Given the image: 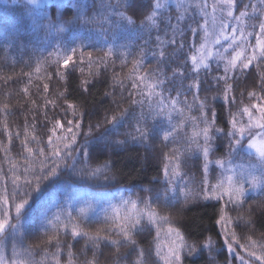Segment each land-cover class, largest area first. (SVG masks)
I'll use <instances>...</instances> for the list:
<instances>
[{"label":"trees","instance_id":"trees-1","mask_svg":"<svg viewBox=\"0 0 264 264\" xmlns=\"http://www.w3.org/2000/svg\"><path fill=\"white\" fill-rule=\"evenodd\" d=\"M155 2L62 0L35 4L32 0H0V204L5 196L12 205L20 202L18 199L13 201L10 194L13 192L12 177H21L19 184L23 189L24 167L33 162V158L25 159L28 154L24 144L33 149L35 157L37 147L47 145L48 137L53 136V124L59 120L63 128L56 129L53 140L62 148L60 137L67 135V120L81 124L79 130L74 129L79 133L77 152L74 153L76 160H68L67 166H61L58 178L43 182L38 191L29 190V204L19 221L11 218L8 228L0 235L8 264L13 259L17 264H164L156 252L157 246L162 253L172 246L174 237L168 233L169 228L178 229L187 243L197 245L199 255L182 254L183 264H241V260L243 264H264V183L259 182L264 169L259 167L257 155L247 150V136L245 146L235 149L232 154H229L226 138L221 136L214 140L210 159H221L224 166L210 164L206 176L211 184L222 180V191L229 188L227 178L232 176V187L244 188L238 204L227 203L225 207L226 195L217 204L215 199L206 200L201 194V180L205 177L201 171L203 157L200 152H184L180 156L179 175H164L166 165L170 172L175 167L165 157L170 156L173 149L179 148L183 152L187 147L185 141L198 130L189 117L198 118L200 112L195 106L191 110L188 107L193 105V93L181 89L177 97L175 91H170V84L164 86L169 89L164 91V108L170 116H156L159 98L147 95L149 89L145 84L151 85L155 81L154 74L163 69L171 78L172 69L176 67V62L172 61L158 64L159 58L152 56L157 47L156 31L150 22L144 21L152 14ZM160 2L163 7L158 10L157 19L172 17L174 26L184 27L194 16L201 25L207 20V29L212 34L209 26L212 0H203L207 4L204 12L189 7L201 0ZM245 4L249 7L245 8ZM241 12L246 13L242 17L244 35L248 45H254L260 35L259 24L264 21V4L260 0H235L234 15L240 16ZM178 17H183L179 25L176 23ZM127 20L132 23L128 24ZM160 35L167 39L163 32ZM171 35L169 31L168 36ZM201 42L197 38V46ZM212 47L215 52L220 46ZM74 48L91 52L94 60L109 49L114 55L106 67L92 66L91 71L100 72L99 76L89 75L87 67L81 73L79 67L72 66L79 64V52L67 69L63 67L64 59L72 55ZM141 48L146 54L142 58V67L134 71L135 62L141 60ZM165 51L171 54L172 49ZM248 52L251 53V47ZM121 53H130L123 66ZM182 60L183 56L180 62ZM207 62L216 68L215 55ZM113 76L123 81V88L118 84L113 86ZM139 76L149 78L139 83ZM229 76L234 77L229 80L233 90L227 99L223 83L217 84L203 71L198 93L199 100L207 98V106L211 109L209 118H214L217 127L225 131L230 128V113L240 124L249 123L248 115L242 114L244 108L250 110L255 122L257 108L252 105H264V91H261L264 62L254 60L249 69H236ZM85 78L90 81L87 91L81 87ZM160 78L164 79L163 76ZM134 82L138 87L133 88ZM188 83L191 81H184L185 87ZM140 90L145 93L143 97L136 94ZM161 90V87L155 89L157 93ZM132 99H142L143 104L132 105ZM169 99L179 101L177 108L183 109V116L179 111L171 110ZM69 103L78 114L76 118L71 112L67 116L64 114ZM125 109L127 115L120 117ZM142 112L141 123L148 124L150 139H129L123 145L105 146L111 141L124 140L125 133L131 130L130 125L135 123V118L141 117ZM112 116L120 118L114 124L105 121L106 117L110 120ZM182 120L184 124L179 126ZM97 124L100 127L97 128ZM90 125L92 132L86 137ZM253 131L258 133L257 129ZM166 132H171L167 141L163 140ZM85 139L88 143L84 153L88 155L79 151ZM37 141H40L39 145ZM45 151H48L46 147ZM105 163L110 167L99 179H83L82 170ZM104 176L113 179L105 181ZM251 179L256 183H247ZM184 192L190 193L187 200ZM129 199L136 201L135 209L131 204H123ZM236 199L234 196L233 200ZM86 201L92 206L81 215L80 209L85 207ZM149 210L155 214L156 222L149 225L145 217L141 225L130 229V235L125 239L120 232V227L126 223L125 217ZM58 212L64 213L59 222L54 220ZM68 212H71L72 224L65 218ZM221 215L226 217V222L217 223ZM11 225H15V229ZM73 231L98 239L93 242L85 235L73 236ZM209 238L211 247L201 250L199 245Z\"/></svg>","mask_w":264,"mask_h":264},{"label":"snow or ice","instance_id":"snow-or-ice-1","mask_svg":"<svg viewBox=\"0 0 264 264\" xmlns=\"http://www.w3.org/2000/svg\"><path fill=\"white\" fill-rule=\"evenodd\" d=\"M261 4H264V0H260ZM153 11L151 15H148L147 21L151 23V28L156 31V49L152 51V56L158 59V64L165 63L167 64L169 61L176 62V67L172 69V76L169 78L166 72L163 69L155 75V81L151 84H145V87L149 89L147 95L151 98L153 95L157 96L158 103H157V111L156 116L162 115H169V112L165 111L164 103V91H168L169 89L164 87L165 85L170 84L171 89L170 91H175L176 96L179 97L181 94V89H183L186 93L191 92L193 93V105H188L189 109L195 106L196 110L200 112V116L197 117H189L192 120L194 126L198 128L197 131H193L192 135L187 138L185 144L187 147L183 148V152L181 149L176 148L172 150L170 156H166L165 159L175 165L174 169L170 172L168 166L166 165L164 168V175L165 176H176L179 175L178 169L180 167V156L183 155L184 152L190 151H197L202 153L203 157V166H202V173L204 174L205 178L201 180V194H203L206 200L215 199L217 204L223 197L226 195L228 197L227 203H240L239 197L244 195V188L239 187H232L233 177L229 176L227 178L229 183V188L227 190L222 191L224 189V182L218 181L216 184H211L207 181L206 176L209 171V165L215 163L220 167L224 166V161L221 159H216L215 161L211 160L210 157L213 154V143L214 140H219L221 136L228 140V149L229 154L237 148H243L245 146L244 141L246 136L248 138L247 147L255 149L259 167L264 169V123H261L260 120H264V105H252L253 108H258L259 112L261 113L260 120L253 122L252 113L248 108H244L242 110V114H247L249 117L248 124H240L236 119L235 115L230 113L231 119L228 121L230 124V128L225 131L223 128L217 127V121L214 118H209L208 113L211 112V109L207 106V98L201 101L198 98V93L201 91V84L202 81L200 79L201 72L203 71L206 76H211L213 80L217 84L223 83L224 85V94L225 98H228V93L233 90V84L229 83L230 79L234 77H230L229 73L234 72L236 69L240 71H244L249 69L250 65L254 60L264 62V21H261L259 24L260 28V35L256 39V43L254 45H248V41L245 38L244 32L239 27H231V34H227V29L230 27L228 21L230 19L239 20V17H234L233 15V8L235 7V0H215L212 5L213 12L219 8L221 12V19L218 25L219 32L218 34H210L207 29V20L204 21V25H201L198 20L193 16L191 18V23L186 24L184 27L174 26L172 23V17H163L160 16L157 19L158 10L163 7L160 0H156L155 4L152 6ZM190 8L196 9L200 8L202 12L207 8V4L201 0L200 3H193L189 5ZM245 8H248L249 5L245 4ZM226 13V16L224 15ZM246 13L241 12L240 16H244ZM183 17H178L176 20L177 25L180 24V20ZM201 19H204L202 16ZM127 23H132V20H127ZM213 24L215 26L216 20L215 17L213 18ZM252 27L254 28L255 25L253 24ZM63 31V29H60ZM203 30V36L200 37V32ZM169 31H171L172 35L168 36ZM163 32L164 36L167 39L161 37L160 33ZM240 33L239 37L237 33ZM210 35L212 38H210ZM248 35H252V33H248ZM186 37H188L186 39ZM149 38L151 39V32L149 33ZM197 38L201 39L203 42L199 43L197 46ZM221 41H228L227 46L221 43ZM148 44V40L145 41V45ZM213 45H219L220 47L213 52ZM242 45H247L242 47ZM248 47H251V53L248 52ZM172 49L171 54H168L165 50ZM187 48V51H185ZM237 49H240L237 51ZM72 55H68L66 59L63 61V67L67 69L70 64L73 62V56L79 52V64H73V68L79 67L81 73L84 72L85 67L89 69V75L99 76L100 72H92V66L95 64L97 66L104 65L105 67L108 65L109 58L114 55L112 49H109L107 52L104 53L103 56L93 59L92 53L81 51L80 49H72ZM234 53V55L232 54ZM130 53H121V65H125L127 63V55ZM140 56L141 60H137L134 64V71L142 67V58L146 54L143 48L140 49ZM215 55L217 64L216 68L213 69L210 64L207 62L209 58ZM181 56H183V60L181 61ZM112 63L114 64L115 61L113 60ZM221 64L223 67L221 68ZM163 76L164 79L160 77ZM148 76H139L138 80L139 83H143ZM191 81L185 87L184 81ZM114 85H119L121 88L124 87L123 81L120 80L118 77L113 76ZM262 81V88L261 91H264V76H261ZM90 84V81L85 78L81 87L84 91H87V86ZM47 85L44 86L45 91H47ZM138 87L137 83H133V88ZM157 87H161L162 90L157 93L155 89ZM193 90H195L193 92ZM138 96L143 97L145 95L143 90H140L136 93ZM250 96H254V93H249ZM129 96H132V93H129ZM123 98V97H122ZM132 105L136 104H143V100L132 99L130 101ZM169 105L171 106L172 111H179L181 116H183V109H178L177 104L179 101L177 99H169ZM187 104V101H184ZM71 112L73 118L77 117V113L74 110V106L69 103L68 108L64 110L65 116ZM81 116L83 114H80ZM127 115V109L120 113V117H125ZM215 116V114H213ZM117 116H112L109 120L107 117L105 121L108 123H116L117 120L120 118ZM45 119H47V114L45 113ZM144 119V114L142 112L141 117L135 118V123L130 125L131 130L125 133L124 140H115L107 143L106 147L111 146H119L126 143L129 139L132 141H145L150 139L149 136V126L148 124L141 123ZM68 127L65 130L67 135L60 137L62 141L63 147L61 148L59 144H57L53 140V136L55 135L57 128H63L59 120H55L53 124V136L48 137V143L45 146L48 151H45V147H37L36 155L33 157V149L27 147V144H24V147L27 151V156L25 159L33 158V162L30 165L24 167L23 179L24 185L23 189L19 184L21 177L19 175H14L12 177V185H13V192L10 194L13 201L19 200V203H15V212H16V219L19 221L22 211L25 207L29 204V197L31 196V191H38L40 185L45 182L49 181L52 178H58V173L62 170V165L67 166V161L76 160V156L74 153L77 152V137L79 135L78 131H74V129L79 130L81 128V124L79 122L73 124V120H67ZM184 121H181L182 126ZM202 125V126H201ZM96 127H100L99 124ZM253 129H260V132L256 133ZM92 132V126H89L88 133L86 137L89 136ZM171 132H166L163 134V140L167 141ZM259 137V139H257ZM88 140L85 139L83 146H80L79 151L84 153V149L87 147ZM37 144H40V141H37ZM95 151V150H93ZM88 155L87 153H84ZM110 167L108 163L98 165L95 168H88L87 170H82L83 172V179L88 180H97L99 179L103 173ZM15 168V165L13 166ZM73 171H75V165H72ZM31 176V179H29ZM105 181L113 179L112 177L104 176ZM35 182V188H33V183ZM260 183H264V171L261 172ZM247 183L256 182L254 180H248ZM183 195L187 200L190 193L184 192ZM237 197L234 201L233 197ZM2 203L4 205L8 204V197L5 196ZM123 204H131L132 208H136V201H132L131 199L123 201ZM91 202L86 201L85 207L80 209V214L84 215L88 208H91ZM216 205H213L215 207ZM147 207V204H146ZM3 220H0V233L5 232L6 226H9V210L4 208L3 210ZM221 212H224V209H220ZM64 215L63 212H58L54 215V220L59 222L61 220V216ZM147 218V223L149 225L154 224L156 222L155 214L152 211H138L134 214H130L129 216L125 217V225L120 227L121 234L128 239L130 235V229H135L137 226L141 225V221L144 218ZM68 220L69 224L73 223V218L71 212H68L65 216ZM226 222V217L224 215L220 216V219L217 220V223ZM13 229H15V225H11ZM67 228V225H65ZM168 233L174 237V242L171 247L168 248L167 252H163L157 246L156 255L161 257L164 261V264H183L184 255L193 256L194 253L199 255L197 251V245L195 243L189 244L186 241V238L181 235L178 229L169 228ZM159 231L156 232L157 237L159 236ZM73 236L78 235H85L88 236L87 233H79L73 231ZM234 235V234H233ZM90 241L95 242L98 237L88 236ZM212 241L209 238L205 244H200L199 248L203 250L206 247H211ZM3 246V239H0V247ZM13 249H15V245H13ZM195 259V257H194ZM0 264H5V257L0 255ZM11 264H17V262L13 259ZM241 264H243V260H241Z\"/></svg>","mask_w":264,"mask_h":264},{"label":"rangeland","instance_id":"rangeland-1","mask_svg":"<svg viewBox=\"0 0 264 264\" xmlns=\"http://www.w3.org/2000/svg\"><path fill=\"white\" fill-rule=\"evenodd\" d=\"M35 4H40V3H48L50 1H53V2H60L62 0H32ZM168 1H175V0H168ZM215 2V0H212V3L211 5H213V3ZM226 16V13L224 14ZM234 15V13H233ZM215 17V20H216V24L214 26L213 24V18ZM234 17H239V20H236V19H230L228 21V23L230 24V27L226 30L227 31V34H231V27H239L243 30V16H235ZM220 19H221V12L219 10V8H217V10L215 12H213V10L211 11V20H210V29H211V33L213 35L215 34H218L219 32V29H218V25H219V22H220ZM240 33L238 32L237 33V36L239 37ZM246 38V37H245ZM221 43L225 44V43H228V41H221ZM239 51V50H238ZM256 118H255V121L257 120H260V117H261V113L259 112L258 108L256 109ZM261 123H264V120H260ZM258 132H260V129H257ZM257 139H259V137H257ZM247 150H249L250 152L252 153H255L256 154V151L255 149H252V148H248L247 147ZM257 155V154H256ZM10 203H8L7 205H4L3 203L0 204V220H3V209L4 208H7L9 210V224H10V220L11 218H16V212H15V204L12 205ZM14 220V219H13ZM8 228V226H6L5 230ZM2 233H0L1 235ZM0 255H3L4 256V250L2 247H0ZM5 264H8V262L5 260Z\"/></svg>","mask_w":264,"mask_h":264}]
</instances>
